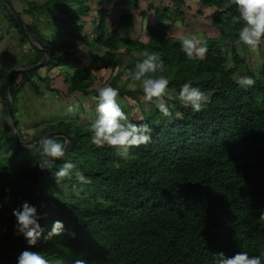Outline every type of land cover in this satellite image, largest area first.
<instances>
[{
  "label": "trees",
  "instance_id": "trees-1",
  "mask_svg": "<svg viewBox=\"0 0 264 264\" xmlns=\"http://www.w3.org/2000/svg\"><path fill=\"white\" fill-rule=\"evenodd\" d=\"M7 1L11 4V0ZM60 1L47 0L41 5L29 2L27 11H53ZM107 1L120 8V26L132 30L133 10L139 9L140 0ZM173 2L174 17L168 14V6L148 3L147 11L154 9L156 18L146 26L145 43L118 36L116 29L109 31L105 8H98L92 17V39L107 49L100 57L105 67H121L124 57L131 55L125 65L130 73L140 59L139 53L145 50L160 52L166 66L164 73L156 75L163 74L170 81L173 98L168 103L173 118H165L158 109H152L141 112L143 120L129 119L136 124L147 123L153 129L151 142L131 149L130 159H120L111 147H95L88 129H74L60 119L46 125L41 134L60 130L69 135L71 143L66 155L55 161L52 169L40 170L34 177L42 159L36 153L39 145L19 144L6 123L0 151L7 145L12 154L2 153L0 157V264H16L17 256L25 249L39 251L51 264H72L76 258H84L88 264H213L216 252L222 251L226 256L237 251L249 255L264 253V222L258 219L264 210V62L254 86L245 89L237 85L235 75L243 62L238 53V45L243 44L237 32L242 24H232L231 17L238 12L234 5L224 9L226 0H199L202 6L212 8L211 25L219 36L202 38L208 46L203 60L188 59L181 50L180 38L168 34V20L181 15L179 6L183 1ZM88 9L77 0L75 6L67 5L61 12L72 18L86 15ZM0 12L19 33V41L28 42L35 53L21 72V83L16 85L13 74L6 88L4 77L10 69L0 82L4 113L8 115L7 91L17 124L20 88L37 73V68L30 67L42 60L41 47L48 50L46 65L77 64L79 58L66 50L56 53L40 34L33 42L1 0ZM20 12L16 10L18 15ZM140 14L146 16L143 11ZM59 18L64 23L68 21ZM83 39L90 44L88 34ZM130 46L137 55H132ZM229 60L234 66L226 68ZM91 69L85 65L74 68L68 76L69 94H96L91 88ZM188 81L210 97L200 112L178 100L181 85ZM46 88L55 91L49 85ZM119 89V98L136 102L143 94L141 88ZM177 113L182 118H176ZM63 138L57 136L59 142ZM66 160L75 163L91 183L79 184L73 179L57 184L53 173ZM33 177L37 190L30 183ZM75 194L78 197L71 198ZM36 195L38 223L44 232L35 246H29L15 232L12 210L24 201L36 206ZM56 220L63 222L65 231L44 240Z\"/></svg>",
  "mask_w": 264,
  "mask_h": 264
},
{
  "label": "rangeland",
  "instance_id": "rangeland-1",
  "mask_svg": "<svg viewBox=\"0 0 264 264\" xmlns=\"http://www.w3.org/2000/svg\"><path fill=\"white\" fill-rule=\"evenodd\" d=\"M1 1L3 3L5 2L3 0ZM46 1L47 0H28L26 2L25 0H11V6L13 8L16 6L19 9L18 11H21L19 16L23 19L26 30L22 29L33 42H35L34 37L40 34L43 39L49 41L48 44L50 48L52 46L56 49V53H61L65 50L73 52L78 56L79 62H77V64L75 62H70V64L54 66L49 64L46 65L45 61L43 65L37 68V73L25 83V86L20 88L19 99L16 105L17 112L15 113V117L17 118L16 127L13 126L10 117L4 113L2 101L0 99V139H2V135L6 133L4 127L6 123H8L10 127L9 131L13 134L14 131H16L20 142L23 141L21 143L31 142L23 144L24 146H34V142L42 135L49 134L50 132H60V130H52L41 134L46 125L55 124L60 119L68 122V125H71L74 129L80 128L82 131L88 129L89 121L94 119L96 115L95 101L92 99L94 93L83 94L80 91L68 93V76L76 66L85 65L92 68V89H95V86L104 85H111L113 87L112 84L118 88H141L138 82H133L128 78L129 72L125 65L127 60L131 59V55H126L123 65L115 69L105 67L104 63L100 61V57L107 49L98 46L96 42L93 41L91 33L92 17L97 15L96 11L98 8H105L109 13V18L107 19L109 31L116 29L118 36L142 43L148 40L147 24L154 23L156 18L154 9L147 11L148 3L152 2L157 6H168V14L174 17V0H140L139 9L133 10L135 21L134 27L130 31L120 26V8L114 7V5L107 0H81L84 6H89V11L86 15L72 18L69 14L61 12V10L67 5L75 6L77 0H61L59 2L60 4H58L53 11L43 10L39 12L36 9H33L34 12L27 11L29 2L41 5ZM182 1L183 2L179 6L181 15H177L175 20L174 18L168 20L171 24L168 34L174 39L180 38L181 35L186 34L195 35L200 39L204 37L218 38L219 31L215 26L211 25L212 8L202 6L199 0ZM140 11L145 12L146 16L144 17L141 15ZM60 16L68 21L64 23L63 20L59 18ZM80 23L84 25L81 28L79 27ZM86 34H88L90 44H87L83 39ZM19 39V33L14 26L6 20V16L0 12V82L3 78V74L8 69L19 68L20 70L13 74H16V85L21 83L23 80L21 72L28 67V58L35 54L28 42L25 41L21 43ZM130 48H132L133 51L132 55H137V51L134 47L130 46ZM238 53L243 62L239 65L236 72V80L242 75L251 76L255 79L264 62V43H261L255 52L250 51L245 45H238ZM118 73L119 75L116 77ZM47 85L51 88H55V91L48 90L46 88ZM169 93L173 95V93ZM118 100L121 106L127 111L130 120H141L142 111L148 113L149 110L157 109L154 103L146 102L143 99V94L139 96V101L137 102L129 98H118ZM73 103H77L80 106L79 111L75 114L67 112L68 105ZM157 117L158 116H156V118ZM145 118H148V115H146ZM4 147L6 148L3 149V152L0 151V157L2 153L12 154L11 148H8L7 145H4ZM36 153L40 155V150L38 149ZM19 156L20 155H18V157ZM2 163H4V160ZM32 185L35 190L38 189V186L33 184V182ZM66 186V184L63 186L65 188L63 190L64 192L67 190ZM75 197H78V195H71V198Z\"/></svg>",
  "mask_w": 264,
  "mask_h": 264
},
{
  "label": "clouds",
  "instance_id": "clouds-1",
  "mask_svg": "<svg viewBox=\"0 0 264 264\" xmlns=\"http://www.w3.org/2000/svg\"><path fill=\"white\" fill-rule=\"evenodd\" d=\"M233 5L238 15L232 16L231 22L233 25L242 24L237 32L239 42L247 46L250 51L255 52L261 43H264V0H226L223 8L227 9ZM180 47L190 60H203L208 51L207 42L192 34L180 36ZM139 57L140 59L135 62L134 69L129 73V78L131 81L140 84L143 99L146 102L154 103L163 117L172 119L173 113L168 103L173 98L169 93L170 81L163 74L156 75L157 72H165L166 66L161 53L145 50L139 53ZM233 66V62L229 60L225 67L231 68ZM236 83L240 88L246 89L254 86L255 80L251 76L242 75L236 80ZM95 93L92 99L95 101L96 115L88 124L91 144L97 148L111 147L120 159H130L132 156L131 149L140 148L151 142L153 129L147 123L136 124L129 120L118 100L119 88H114L111 85L95 86ZM178 100L183 106L200 112L204 110L210 97L199 87L194 86L191 81H188L181 85ZM79 107L77 103L69 104L67 112L75 114L79 111ZM176 118L182 117L177 113ZM140 119L143 120V117ZM34 143L39 145V154L42 157L38 167L41 170H49L54 167L55 161L65 157L71 141L65 137L63 142H58L57 137L45 134ZM116 167L119 165L117 164ZM53 176L57 184L73 179L79 184L91 183L90 178L75 163L67 160L53 173ZM12 215L16 220V234L22 235L29 246H35L44 232L38 223L40 217L36 206L24 201L18 208L12 210ZM258 219L264 222V210H261ZM64 231L63 222L56 220L43 239L48 240L53 235H59ZM69 235L74 237L75 233L69 232ZM262 257H264V253L249 255L246 251H237L231 256H226L221 251L214 254L213 264H264ZM16 264H51V262L39 251L25 249L17 256ZM72 264H88V261L84 258H76Z\"/></svg>",
  "mask_w": 264,
  "mask_h": 264
},
{
  "label": "water",
  "instance_id": "water-1",
  "mask_svg": "<svg viewBox=\"0 0 264 264\" xmlns=\"http://www.w3.org/2000/svg\"><path fill=\"white\" fill-rule=\"evenodd\" d=\"M3 1L6 2V4H7L9 10H10L11 13L14 15L15 19L17 20V22L19 23V25L21 26V28H23L24 30H26L25 27H24V23H23V21L21 20L20 16L16 13V11L13 9V7L11 6V4H10L7 0H3ZM34 38L36 39V37H34ZM39 44H40V46H42V43H41V42H40ZM41 48H42V50H43V52H44V56H43V58H42V61H40V63L38 62V64H37V63L34 64L33 66L30 67V69H35V68L40 67V66L43 65L44 62L47 60L48 50H47L46 48H44V47H41ZM19 70H20L19 68H13V69L9 70V72L6 74V77H5V80H4V81H5V86H6V88H7L8 78H9L13 73H15V72H17V71H19ZM6 90H7V89H6ZM6 107H7L8 116H9L10 119L12 120V124H13V126L16 127V122H15L14 116H13V114H12V103H11V101H10L8 95H7V91H6ZM13 135L15 136V138H16V140H17V142H18L19 144H26V143L28 144V143H31V142L21 143V142H23V141L20 142L19 136H18V134L16 133V131H14V134H13ZM48 135H53V136L61 135V136H64V137H67L68 139H70V136H69V135H67V134H65V133H61V132H50ZM32 143H33V142H32ZM40 170H41V169L39 168V170L36 172V174L34 175V177L37 176V174L40 172ZM34 177H33V178L31 179V181H30L31 184H32V182H33ZM36 199H37L36 208H37V211H38V208H39V197H38V195H36Z\"/></svg>",
  "mask_w": 264,
  "mask_h": 264
},
{
  "label": "crops",
  "instance_id": "crops-1",
  "mask_svg": "<svg viewBox=\"0 0 264 264\" xmlns=\"http://www.w3.org/2000/svg\"><path fill=\"white\" fill-rule=\"evenodd\" d=\"M14 8H15V10H19L18 7H16V6Z\"/></svg>",
  "mask_w": 264,
  "mask_h": 264
}]
</instances>
